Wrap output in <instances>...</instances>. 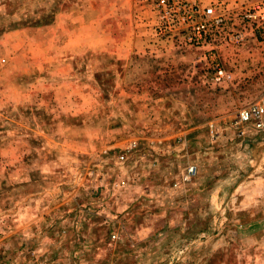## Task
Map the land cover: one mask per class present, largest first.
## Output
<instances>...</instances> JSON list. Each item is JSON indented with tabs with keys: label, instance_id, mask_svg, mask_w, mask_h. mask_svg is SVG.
Returning a JSON list of instances; mask_svg holds the SVG:
<instances>
[{
	"label": "rangeland",
	"instance_id": "1",
	"mask_svg": "<svg viewBox=\"0 0 264 264\" xmlns=\"http://www.w3.org/2000/svg\"><path fill=\"white\" fill-rule=\"evenodd\" d=\"M156 1L0 0V264H264V28Z\"/></svg>",
	"mask_w": 264,
	"mask_h": 264
},
{
	"label": "built area",
	"instance_id": "2",
	"mask_svg": "<svg viewBox=\"0 0 264 264\" xmlns=\"http://www.w3.org/2000/svg\"><path fill=\"white\" fill-rule=\"evenodd\" d=\"M155 8L157 31L168 39H177L185 45L209 52L220 75L225 70L216 57L213 59V54L218 50L228 20L241 13L243 20L264 28V0H157ZM237 124L264 130V97L242 108L237 115ZM135 145L132 144L130 149ZM187 173L191 177L196 168L190 167Z\"/></svg>",
	"mask_w": 264,
	"mask_h": 264
}]
</instances>
